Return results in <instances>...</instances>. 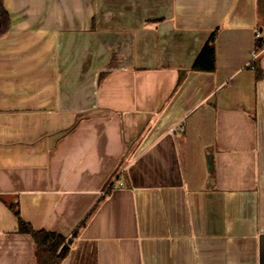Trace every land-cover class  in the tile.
I'll return each instance as SVG.
<instances>
[{
  "label": "crops",
  "instance_id": "obj_1",
  "mask_svg": "<svg viewBox=\"0 0 264 264\" xmlns=\"http://www.w3.org/2000/svg\"><path fill=\"white\" fill-rule=\"evenodd\" d=\"M3 6L0 264H51L10 203L58 264H264V0Z\"/></svg>",
  "mask_w": 264,
  "mask_h": 264
},
{
  "label": "trees",
  "instance_id": "obj_2",
  "mask_svg": "<svg viewBox=\"0 0 264 264\" xmlns=\"http://www.w3.org/2000/svg\"><path fill=\"white\" fill-rule=\"evenodd\" d=\"M9 25V13L3 6V0H0V35L4 34L8 30ZM215 35L216 32L213 31L208 41L197 56L192 66L193 70L211 72L215 69ZM255 72L256 79H262V71L259 68H255ZM100 76H103V74H100ZM8 206L17 217L18 231L21 233H28L34 238L36 248L41 257V261L43 263L49 261L51 264H58L61 259L68 253L70 244L72 242L71 238H66L62 234L53 231L34 229L31 224H29L22 218L17 205L10 203L8 204ZM77 229L74 230L72 235L77 234Z\"/></svg>",
  "mask_w": 264,
  "mask_h": 264
},
{
  "label": "built area",
  "instance_id": "obj_3",
  "mask_svg": "<svg viewBox=\"0 0 264 264\" xmlns=\"http://www.w3.org/2000/svg\"><path fill=\"white\" fill-rule=\"evenodd\" d=\"M255 45L251 49V60H250V68L254 69L255 61L258 59L260 54L264 51V33L262 30H257L255 33ZM123 183V180L121 178L117 179V182L112 184V188H116L118 185H121Z\"/></svg>",
  "mask_w": 264,
  "mask_h": 264
}]
</instances>
